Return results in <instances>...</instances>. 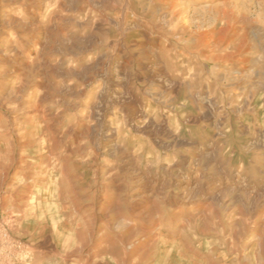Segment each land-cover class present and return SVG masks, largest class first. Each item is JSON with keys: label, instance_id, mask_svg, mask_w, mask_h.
Here are the masks:
<instances>
[{"label": "rangeland", "instance_id": "374dc122", "mask_svg": "<svg viewBox=\"0 0 264 264\" xmlns=\"http://www.w3.org/2000/svg\"><path fill=\"white\" fill-rule=\"evenodd\" d=\"M0 264H264V0H0Z\"/></svg>", "mask_w": 264, "mask_h": 264}, {"label": "bare ground", "instance_id": "6f19581e", "mask_svg": "<svg viewBox=\"0 0 264 264\" xmlns=\"http://www.w3.org/2000/svg\"><path fill=\"white\" fill-rule=\"evenodd\" d=\"M96 28V27H95ZM138 101V100H137ZM61 138V137H60Z\"/></svg>", "mask_w": 264, "mask_h": 264}]
</instances>
